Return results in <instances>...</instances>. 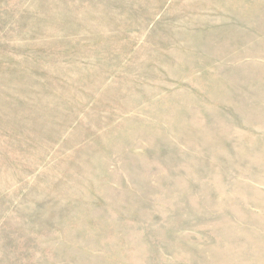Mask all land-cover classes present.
<instances>
[{
	"label": "rangeland",
	"instance_id": "374dc122",
	"mask_svg": "<svg viewBox=\"0 0 264 264\" xmlns=\"http://www.w3.org/2000/svg\"><path fill=\"white\" fill-rule=\"evenodd\" d=\"M0 264H264V0H0Z\"/></svg>",
	"mask_w": 264,
	"mask_h": 264
}]
</instances>
